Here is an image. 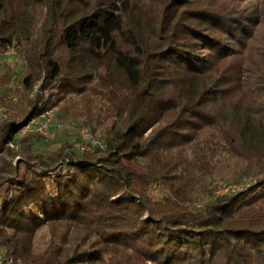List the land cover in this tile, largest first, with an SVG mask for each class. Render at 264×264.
<instances>
[{
  "label": "trees",
  "instance_id": "16d2710c",
  "mask_svg": "<svg viewBox=\"0 0 264 264\" xmlns=\"http://www.w3.org/2000/svg\"><path fill=\"white\" fill-rule=\"evenodd\" d=\"M263 98L264 0H0V108L13 111L0 124V255L264 264V135L248 136ZM50 108L102 129L105 148L36 151L44 139L19 132Z\"/></svg>",
  "mask_w": 264,
  "mask_h": 264
},
{
  "label": "built area",
  "instance_id": "2783aa9c",
  "mask_svg": "<svg viewBox=\"0 0 264 264\" xmlns=\"http://www.w3.org/2000/svg\"><path fill=\"white\" fill-rule=\"evenodd\" d=\"M15 46L11 45L6 50L7 56L15 55ZM38 88V84L35 89ZM33 96V94H32ZM16 101V98L12 99ZM12 112L3 108H0V124L9 120ZM64 133H70L76 136L75 147L80 153L83 152H94L97 149H104L105 143L102 139L98 138L93 134L89 128H87L82 123L76 121H62L57 118V113L55 108H50L43 111L40 115L33 117L27 124H25L20 132L19 137H25L28 135H36L41 137L46 141L55 140L57 136ZM13 149H18L15 144H10ZM223 183V181H222ZM225 183V182H224ZM246 184H231L223 185L220 189H225V193H231L243 190L247 187ZM219 189V188H218ZM219 189V191H220ZM218 191V192H219ZM224 193V194H225ZM0 264H14V259L11 257H6L0 255Z\"/></svg>",
  "mask_w": 264,
  "mask_h": 264
},
{
  "label": "rangeland",
  "instance_id": "374dc122",
  "mask_svg": "<svg viewBox=\"0 0 264 264\" xmlns=\"http://www.w3.org/2000/svg\"><path fill=\"white\" fill-rule=\"evenodd\" d=\"M28 8L31 11V14L35 16V21L37 23V27L39 28L41 23H44V21L46 20V17H47L46 10L43 9V6L37 5L36 2H34L33 4L30 3ZM38 28L35 31V35H34L33 39L37 38ZM15 52L17 54V50H15ZM16 54L12 55L10 57H16ZM21 71L24 74V70H21ZM16 101H15V103H16ZM55 109H56V113H57L58 108H55ZM249 117H251L255 121V123L258 125V128L253 130V133L251 135H248V136H249V138H253V140L255 142H259V141H261V138L258 136V134L260 132H262L264 135V98H263V101L260 102V105L257 108L250 111ZM68 121H76L79 123H83L80 120H74V119H70ZM95 135L101 139L102 137H104V132L102 129H100ZM75 139H76L75 135L69 137V136H65L63 134L60 135L59 138L55 141L52 140V141L47 142L44 140H39V139L35 140L34 139L33 140L34 141V149L36 151H39V152H44V151H48L50 149L59 147L64 141H70V142L75 143V141H76ZM250 181H251V179L249 177H247V178H245V180H243V182L241 184L244 185V184H246V182L248 183ZM225 184H226V182L224 183V181H223V183H222L221 180H218L217 182L212 184L210 188L214 190L215 195H222L226 191H225V189H220V187H222ZM237 184H240V183H237ZM226 185H231V184L228 183ZM218 188L220 189V191ZM50 239H51V234H50L47 227L40 230L37 234L36 239H35L36 250L43 251L44 249H46L48 247V245L50 244Z\"/></svg>",
  "mask_w": 264,
  "mask_h": 264
}]
</instances>
